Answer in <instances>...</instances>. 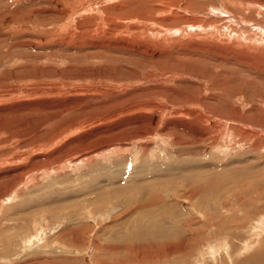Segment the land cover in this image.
Returning a JSON list of instances; mask_svg holds the SVG:
<instances>
[{
  "label": "rangeland",
  "instance_id": "obj_1",
  "mask_svg": "<svg viewBox=\"0 0 264 264\" xmlns=\"http://www.w3.org/2000/svg\"><path fill=\"white\" fill-rule=\"evenodd\" d=\"M250 257L264 0H0V264Z\"/></svg>",
  "mask_w": 264,
  "mask_h": 264
},
{
  "label": "bare ground",
  "instance_id": "obj_2",
  "mask_svg": "<svg viewBox=\"0 0 264 264\" xmlns=\"http://www.w3.org/2000/svg\"><path fill=\"white\" fill-rule=\"evenodd\" d=\"M262 249V248H261ZM260 251H262V250H260ZM254 255H256V254H254ZM254 255H253V257H254ZM237 258V257H236ZM256 258V257H255ZM250 259H252V257H250L249 259H247V260H249V262L251 261ZM256 260V259H255ZM252 261H254V260H252ZM259 263L258 264H264V259H262V260H257ZM233 262V261H232ZM251 264L253 263V262H250ZM255 264V263H254ZM257 264V263H256Z\"/></svg>",
  "mask_w": 264,
  "mask_h": 264
}]
</instances>
